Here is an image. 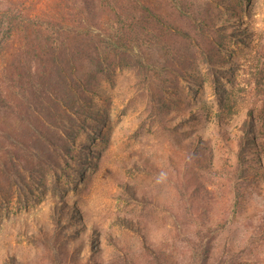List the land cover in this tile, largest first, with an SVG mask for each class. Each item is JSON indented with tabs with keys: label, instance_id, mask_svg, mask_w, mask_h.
Here are the masks:
<instances>
[{
	"label": "rangeland",
	"instance_id": "rangeland-1",
	"mask_svg": "<svg viewBox=\"0 0 264 264\" xmlns=\"http://www.w3.org/2000/svg\"><path fill=\"white\" fill-rule=\"evenodd\" d=\"M144 1L28 0L93 44L33 86L0 46V264H264V0Z\"/></svg>",
	"mask_w": 264,
	"mask_h": 264
},
{
	"label": "trees",
	"instance_id": "trees-1",
	"mask_svg": "<svg viewBox=\"0 0 264 264\" xmlns=\"http://www.w3.org/2000/svg\"><path fill=\"white\" fill-rule=\"evenodd\" d=\"M16 1L0 0V46L4 52H10L12 57L20 59L21 63L17 66V69L19 67L20 69L24 68L28 72V78L32 80L30 73L33 69V64H44V57L50 58V68L57 69L60 74L64 72V68H75L78 58L87 50L88 44H91L87 43V40H92L90 37L92 32L82 18L83 16L85 19L82 9L72 13L73 16L67 19L62 17L61 20H55V17L53 19H44L39 9L33 7L34 4L33 6L29 5L28 0L19 3ZM77 1H79L83 9L93 10L92 7L95 4V0ZM133 2L138 3L139 6L143 4L139 8L141 18L143 21L145 19L150 20L152 12L144 5L145 1L133 0ZM130 19L131 15L126 17L124 22H130ZM133 40L131 36L127 35V37L120 36L115 42L120 48H127L131 47ZM93 43L97 44L95 41ZM21 57L26 58L28 63H22ZM28 78H23L21 81L29 83ZM19 84L21 86L20 80L15 81L14 77L11 79L9 89L14 90L16 85ZM34 84L32 80V86ZM2 89V84H0L1 92Z\"/></svg>",
	"mask_w": 264,
	"mask_h": 264
}]
</instances>
